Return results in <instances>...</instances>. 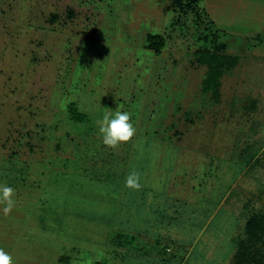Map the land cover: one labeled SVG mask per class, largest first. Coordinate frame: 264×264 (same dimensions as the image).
<instances>
[{
  "label": "rangeland",
  "instance_id": "1",
  "mask_svg": "<svg viewBox=\"0 0 264 264\" xmlns=\"http://www.w3.org/2000/svg\"><path fill=\"white\" fill-rule=\"evenodd\" d=\"M236 1L0 0V264H233L264 212V30ZM220 38L217 102L194 52Z\"/></svg>",
  "mask_w": 264,
  "mask_h": 264
},
{
  "label": "trees",
  "instance_id": "2",
  "mask_svg": "<svg viewBox=\"0 0 264 264\" xmlns=\"http://www.w3.org/2000/svg\"><path fill=\"white\" fill-rule=\"evenodd\" d=\"M217 38L218 35L215 36L214 41ZM164 45L165 40L161 35L148 34L146 36L145 48L154 54L159 55ZM194 57L198 66L204 69L202 90L210 95L211 100L219 102L220 79L227 71L235 67L238 59L228 54L225 45L218 43V40L211 48L196 50ZM68 112L72 120L81 121L74 105L69 106ZM244 228L245 238H237L234 242L233 264H264V255L258 250H254V247L262 239L264 245V212L259 215H251L245 222Z\"/></svg>",
  "mask_w": 264,
  "mask_h": 264
},
{
  "label": "crops",
  "instance_id": "3",
  "mask_svg": "<svg viewBox=\"0 0 264 264\" xmlns=\"http://www.w3.org/2000/svg\"><path fill=\"white\" fill-rule=\"evenodd\" d=\"M235 4L237 5L236 9H237V15H240L241 16V12H242V9L245 7L246 8V12H247V16H243V17H239L241 20H243V24H240L237 20L236 17H234V20L236 22H238L239 26L242 27V29H245V32L248 33L250 36H256V37H260L261 36V30H264V0H237L235 2ZM235 22V23H236ZM245 28H244V26ZM219 30H216V34H218ZM219 36V34H218ZM220 37V36H219ZM218 43H221V44H224L222 41H221V38H220V41H218ZM263 43V41H262ZM225 45V44H224ZM225 50H227L226 48V45H225ZM261 51H259L258 53H260ZM230 54V53H228ZM234 57H236L238 59V57L236 55H233V54H230ZM256 59V61L258 59H264L263 57H261L260 54H255L254 56ZM239 62V59L237 60V63ZM237 66V64L235 65V67ZM235 67H233L232 69H230L229 71L233 70ZM228 72V71H227ZM249 76H252V77H259V76H262L264 78V72H260V71H251V73L249 74ZM254 92H256V90H252ZM259 92H262L259 91ZM263 95H264V92H263ZM120 250V249H119ZM122 251V250H120ZM168 251V248L166 249V252ZM123 252V251H122ZM51 261H60L62 260L63 257L61 258H57L56 256L54 257H50Z\"/></svg>",
  "mask_w": 264,
  "mask_h": 264
}]
</instances>
